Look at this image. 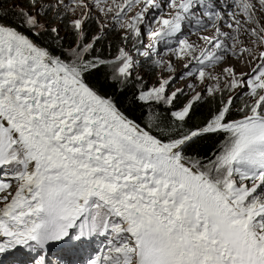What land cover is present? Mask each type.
Instances as JSON below:
<instances>
[{
    "label": "snow or ice",
    "instance_id": "6c2138e0",
    "mask_svg": "<svg viewBox=\"0 0 264 264\" xmlns=\"http://www.w3.org/2000/svg\"><path fill=\"white\" fill-rule=\"evenodd\" d=\"M5 2L0 264H264V0Z\"/></svg>",
    "mask_w": 264,
    "mask_h": 264
},
{
    "label": "trees",
    "instance_id": "16d2710c",
    "mask_svg": "<svg viewBox=\"0 0 264 264\" xmlns=\"http://www.w3.org/2000/svg\"><path fill=\"white\" fill-rule=\"evenodd\" d=\"M12 1L17 2L19 0H7V2L3 3V9L11 10V9L16 8L15 5L10 4ZM10 19L11 20H14L15 19L14 14L10 13ZM66 22L67 21H65V23ZM89 27L91 28L90 35L91 34H95L96 32H98V27L99 26L95 22L90 23ZM108 40L112 44L111 54L114 55L116 53V48L119 45L118 33L109 31ZM72 42L73 41L71 39V33H70L69 34V38L67 40H65V45H69ZM237 107H239V103L237 104ZM130 114L132 116L136 117V118H139V116L141 114V109H139V108L130 109ZM208 114H209V107H208V105L201 106L196 111L193 122L194 123H200V122H202L205 118H207ZM241 117H242V113H236V114H234V116L232 118L233 119H239ZM225 138H226L225 134L215 135L211 139L205 141L203 143V145L198 150L202 154L208 153L210 149H215L220 144H222L224 142Z\"/></svg>",
    "mask_w": 264,
    "mask_h": 264
},
{
    "label": "rangeland",
    "instance_id": "374dc122",
    "mask_svg": "<svg viewBox=\"0 0 264 264\" xmlns=\"http://www.w3.org/2000/svg\"><path fill=\"white\" fill-rule=\"evenodd\" d=\"M10 4L15 5L16 8H17L18 6H21V0H19V1H17V2L12 1ZM25 6H26V5H25ZM33 11H34V10H33ZM132 14H134V11L129 13V15H132ZM261 15H262V17H264V14H261ZM100 20H101L102 22H104V23H107V24L109 25V29H111L112 21H111V18H110V17H109V19H107V20H105L103 17H100ZM42 22H43V21H42ZM261 22L264 23V18H262ZM65 24H67V22H66ZM227 30H228V29L225 28V31H227ZM98 31H99V27H98ZM69 34H70V33H69ZM69 34H68V35H69ZM207 34L210 35L211 32H209V33H207ZM61 35H64V32H63V31L61 32ZM143 39H144V43H147V42H148V37H147V36H145ZM190 39H191L192 41H197V37H196L195 35H192V36L190 37ZM197 42H199V41H197ZM161 55H162V57H163L164 59H168V57H167L166 55H164L163 53H162ZM228 63H235V61H234V60H229ZM182 65H183V62H176V71H177V73H179V72L181 71V69H182ZM138 70L141 72V74H144L143 69H138ZM248 70H249L248 68H243V69H240L239 67L237 68V71H248ZM217 71H219V69H217ZM159 72H160V69H157L156 72H155L154 74L151 75V78H150V79H149L147 76H145V78L148 79V83H149V84L155 82L156 75L159 74ZM165 74H167V73H165ZM180 86H181V84H177V85H176V87H180ZM97 247H102V245L99 244V243L93 245V248H97ZM59 254H60V256H61V252H60ZM89 254H90V253H89ZM20 258H21V260H24L25 258L27 259V257H25V256H20L19 259H20ZM82 259H83V258H82ZM82 259L80 260L79 263L77 262V263H75V264H82Z\"/></svg>",
    "mask_w": 264,
    "mask_h": 264
},
{
    "label": "bare ground",
    "instance_id": "6f19581e",
    "mask_svg": "<svg viewBox=\"0 0 264 264\" xmlns=\"http://www.w3.org/2000/svg\"><path fill=\"white\" fill-rule=\"evenodd\" d=\"M228 31V30H227ZM21 259V258H20Z\"/></svg>",
    "mask_w": 264,
    "mask_h": 264
}]
</instances>
